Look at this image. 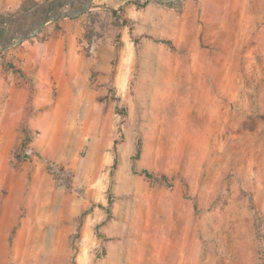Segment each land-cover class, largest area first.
Here are the masks:
<instances>
[{"label":"rangeland","instance_id":"374dc122","mask_svg":"<svg viewBox=\"0 0 264 264\" xmlns=\"http://www.w3.org/2000/svg\"><path fill=\"white\" fill-rule=\"evenodd\" d=\"M58 1L0 0V264H264V0H94L4 48ZM53 36L76 68L42 78Z\"/></svg>","mask_w":264,"mask_h":264},{"label":"crops","instance_id":"0c3cea01","mask_svg":"<svg viewBox=\"0 0 264 264\" xmlns=\"http://www.w3.org/2000/svg\"><path fill=\"white\" fill-rule=\"evenodd\" d=\"M71 40L75 41L76 39L53 36L39 43L35 47L33 55L27 54L30 66L36 70L37 76L44 78L46 74H54L63 78L67 69L70 68L73 71L76 68L75 63L70 65L69 61V56L76 54L75 48L70 47L74 43ZM71 84L74 85V78H72Z\"/></svg>","mask_w":264,"mask_h":264},{"label":"water","instance_id":"95a60500","mask_svg":"<svg viewBox=\"0 0 264 264\" xmlns=\"http://www.w3.org/2000/svg\"><path fill=\"white\" fill-rule=\"evenodd\" d=\"M94 0H83L81 1L80 6H75V0H67V1H58L52 3L49 8L47 9L46 15L38 21V23L33 26L31 31H28L24 33L22 37H18L16 35L11 36L9 39H7L4 42V48H8L13 44L21 42L23 39H26L27 37L34 35L36 32H38L48 21L57 20L60 18L68 17L70 15L74 14H81L87 11L91 6L92 2ZM165 1H171V0H165ZM71 6V10L69 12H63L61 11L62 8L65 6ZM5 21V20H4ZM1 46V43H0Z\"/></svg>","mask_w":264,"mask_h":264},{"label":"bare ground","instance_id":"6f19581e","mask_svg":"<svg viewBox=\"0 0 264 264\" xmlns=\"http://www.w3.org/2000/svg\"><path fill=\"white\" fill-rule=\"evenodd\" d=\"M83 168L87 170V158L84 161ZM50 185L51 183L48 182L47 186H50ZM52 192H55V190H53ZM45 194H47V190L40 192V195H39L38 200L36 201V204L32 203L33 205H31V209L28 212L27 218L23 221V224L27 226L28 228L30 227V229L32 230H33V227H35L34 219L37 218V214L41 213V210L43 209V206L45 205V203L42 201L43 199L42 197ZM32 224H33V227H32ZM26 249H29V247L27 246V243H26ZM185 250L186 248L185 247L181 248L180 245L173 246V248L168 253V261L170 262V264H186L188 263V261L191 262V264H194L196 260H195V257H192L193 253L187 254ZM194 253L197 254V252H194ZM236 257L237 256L233 254V256L230 257L228 261H224V263L222 264H237ZM18 264H25V262L21 261V262H18Z\"/></svg>","mask_w":264,"mask_h":264},{"label":"trees","instance_id":"16d2710c","mask_svg":"<svg viewBox=\"0 0 264 264\" xmlns=\"http://www.w3.org/2000/svg\"><path fill=\"white\" fill-rule=\"evenodd\" d=\"M114 14H115V16H117V13L116 12ZM118 22H119V20H118ZM127 23H128L127 21H124L123 24H127ZM165 42H169V41H165ZM5 66L8 67V68L13 69L16 73L21 74L25 79H27L28 81H31L32 82V79L28 78L26 76V74L22 71V69L16 67L14 65V63L6 61ZM118 110L119 111L121 110L123 113L126 112V108H122V109H118ZM119 133L121 134V137L120 138L123 139L124 137H123V134H122V127L121 126L119 127ZM121 139L115 140V144L120 143ZM28 140H29V137L27 136L25 138V140H24V144ZM140 153H141V143L139 144V147H138V154H140ZM117 163H118V159H117V156L115 155L114 162H113V166H112V169L113 170H115L117 168ZM140 173L141 174H144L147 178H152V179L159 178V179H161L163 181H166V182L169 181V177L166 174H156V173H154L153 171H151L149 169H143V170L140 171ZM111 188H112V181L110 183V187H109V190H108V193H109V196H108L109 205L107 207H105V209L107 211V217H106L104 223L105 222H108L113 217L112 204L114 202V197L111 194ZM99 227H100V225L97 226V228H96L97 231L99 230ZM99 236L102 237L103 235L101 233H99Z\"/></svg>","mask_w":264,"mask_h":264}]
</instances>
